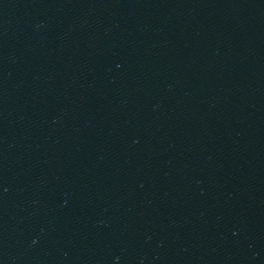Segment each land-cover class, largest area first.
Here are the masks:
<instances>
[{
  "label": "water",
  "instance_id": "water-1",
  "mask_svg": "<svg viewBox=\"0 0 264 264\" xmlns=\"http://www.w3.org/2000/svg\"><path fill=\"white\" fill-rule=\"evenodd\" d=\"M0 264H264V0H0Z\"/></svg>",
  "mask_w": 264,
  "mask_h": 264
}]
</instances>
